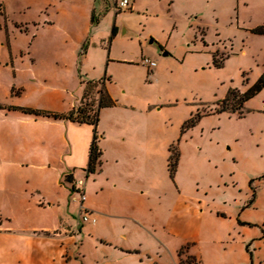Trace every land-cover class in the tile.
Here are the masks:
<instances>
[{
    "label": "rangeland",
    "instance_id": "1",
    "mask_svg": "<svg viewBox=\"0 0 264 264\" xmlns=\"http://www.w3.org/2000/svg\"><path fill=\"white\" fill-rule=\"evenodd\" d=\"M118 1L0 0L2 101L10 87L96 88L83 104L93 114L106 88L114 104L100 108L97 146L109 156L122 138L133 150L160 142L158 168L140 170L149 192L134 221L98 210L96 162L80 170L95 224L77 213L51 234L70 227L78 264H264V86L240 108L222 104L264 72V34L253 31L264 0H129L115 10ZM172 145L173 177L163 164Z\"/></svg>",
    "mask_w": 264,
    "mask_h": 264
},
{
    "label": "crops",
    "instance_id": "2",
    "mask_svg": "<svg viewBox=\"0 0 264 264\" xmlns=\"http://www.w3.org/2000/svg\"><path fill=\"white\" fill-rule=\"evenodd\" d=\"M155 65L147 68L153 70ZM95 89L4 88L3 95L9 101L0 99V216L4 219L0 221V264H62L61 257L66 260L64 264H78L80 251L72 247L75 238L70 227L61 235L51 233L61 222L72 220L69 217L78 213V196L72 188L76 181L82 180L80 170L87 169L94 127L90 131L93 126L90 123L35 115L22 109L65 116L88 98L96 102ZM24 97L29 101H22ZM99 111L100 108L98 115ZM98 120L96 143L100 138L96 129ZM120 141L110 149L109 156L106 148L98 147V167L93 177L98 186L94 194L99 198L100 212L104 211L103 207L114 206L115 214L134 221L136 214L143 211V198L149 192L145 187L149 178L141 171L147 173L158 168L160 142L156 136L151 141L140 140V148L133 150L122 143L124 138ZM168 155L163 160L167 171ZM108 160L111 162L109 169ZM86 185L87 181L84 190ZM177 190L181 192L179 184ZM191 206L188 210L194 215L201 213L198 203ZM87 209L91 212V220L87 222L94 225L93 210ZM38 219L46 220L44 223L48 225H35ZM37 233H45V236ZM43 239L50 243L45 248L38 245Z\"/></svg>",
    "mask_w": 264,
    "mask_h": 264
},
{
    "label": "trees",
    "instance_id": "3",
    "mask_svg": "<svg viewBox=\"0 0 264 264\" xmlns=\"http://www.w3.org/2000/svg\"><path fill=\"white\" fill-rule=\"evenodd\" d=\"M254 32L257 33H262L264 34V26H258L253 29ZM112 34H115V28H112ZM264 86V72L262 75L259 77V79L256 81V83L246 92L240 93L237 89H230L226 95V97L223 99L222 104L223 107H225L229 101L235 100L232 107L234 104H237V107H241L243 102L249 98L251 95H253L256 91H258L260 88ZM112 98L108 95V93L105 91L104 88H101L99 90V99L97 103V107L93 110V114H90L89 111L86 109V107L79 106L74 110H71L67 115L62 116L58 115L55 113H50V112H45V111H40L36 109H31V108H23L22 110L28 113H32L35 115H45V116H52V117H66L71 120H75L77 122H86L90 123L93 125V135H92V140L90 143L89 147V155H88V165H87V170L92 171L94 168L95 163L97 162L98 156L100 154V150L98 149L97 143H96V130H95V125L98 120V110L99 108L103 106H109L113 104ZM177 160H178V151L177 149L172 145L169 147V155L167 159V166H168V171L171 177H173L176 165H177ZM182 249L180 250V252ZM192 260L194 261V257H192ZM191 260V261H192ZM189 260V262H191Z\"/></svg>",
    "mask_w": 264,
    "mask_h": 264
},
{
    "label": "built area",
    "instance_id": "4",
    "mask_svg": "<svg viewBox=\"0 0 264 264\" xmlns=\"http://www.w3.org/2000/svg\"><path fill=\"white\" fill-rule=\"evenodd\" d=\"M132 4L129 0H119L115 5V10H121L126 8H131ZM141 63L145 64L148 68H151L155 65V62L147 57L142 58ZM84 103L79 106H83ZM73 192H75L78 196L79 208H78V218L81 221H89L91 220V212L83 205V201L85 199L84 192V182L83 180H78L73 184L72 188Z\"/></svg>",
    "mask_w": 264,
    "mask_h": 264
}]
</instances>
